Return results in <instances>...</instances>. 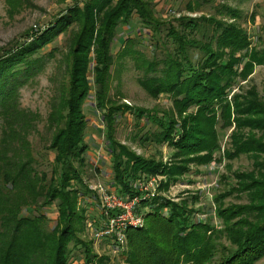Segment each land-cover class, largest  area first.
Wrapping results in <instances>:
<instances>
[{
	"label": "trees",
	"instance_id": "obj_1",
	"mask_svg": "<svg viewBox=\"0 0 264 264\" xmlns=\"http://www.w3.org/2000/svg\"><path fill=\"white\" fill-rule=\"evenodd\" d=\"M113 1L88 0L84 7H72L70 14L61 18V27L3 49L0 54V264H71L76 249L84 253V257L79 256L82 264H97V255L80 236L87 224L81 203L96 192L83 177L89 150L85 105L91 87L87 73L94 44L93 72L100 88L96 92L97 109L107 121L112 184L124 197H142L139 184L144 176H165L166 188L177 180L176 176L190 172L191 163L214 161L219 148L217 107L225 123L235 122L236 128L248 127L252 132L244 141L238 140L242 136L233 137L230 157L247 154L255 167L247 174L235 176L218 197L215 210L222 219L220 227L193 219L196 210L189 207V200L174 202L163 195L142 198L137 213L142 214L146 225L127 231L130 249L123 254L126 262L256 264L264 257V117L253 116L264 115V110L261 111L259 101L243 105L240 93H234L231 101L228 96L240 77L246 76L254 65L264 64L263 38L257 36L260 45L254 44L252 34L241 25L216 14L181 17L179 24L170 23L166 35L161 37L166 24L157 18L154 0ZM190 9L194 8L190 5ZM219 13L230 14L233 19L240 16L237 9L227 5ZM134 14L144 31L163 39L167 48L169 42L175 45L161 61V76L156 75L161 62L149 61L135 49L131 51L138 68L148 70L141 82L156 96L175 97L181 113L197 108L181 123L168 113L159 117L157 113L142 111L138 115L140 119L155 120L160 130L147 138L177 149L180 156H185L181 157L185 160L181 165H169L163 159L147 161L113 140L114 116L123 108L109 97V73L115 60L112 46L120 26L132 27ZM255 18L253 13L252 19ZM75 22L82 29L73 53L74 64L46 122L52 132L51 141L40 149L30 138L40 131L42 117L21 107L20 87L42 65L43 46ZM138 41V36L129 37L126 44L135 45ZM236 193L240 198L246 193L248 202L226 203ZM54 206L56 224L51 226L50 209ZM101 214V223L91 220L96 229H101L107 219L103 211ZM99 260L102 262L103 258Z\"/></svg>",
	"mask_w": 264,
	"mask_h": 264
},
{
	"label": "rangeland",
	"instance_id": "obj_2",
	"mask_svg": "<svg viewBox=\"0 0 264 264\" xmlns=\"http://www.w3.org/2000/svg\"><path fill=\"white\" fill-rule=\"evenodd\" d=\"M87 1L0 0V54L3 49L37 38L41 33L53 27H61L60 25L64 22L61 18L68 16L72 7H84ZM117 1L114 0L113 3L115 4ZM154 3L158 13L157 18L166 24L162 27L163 36L161 37L166 35V28L169 27V24L178 25L177 20L181 17H201L202 15L216 14L219 18L226 17V20L235 21L241 25L252 34L254 44L260 45L257 42V36H261L264 43V0H154ZM190 5L194 8L193 10L190 9ZM223 5L237 9L240 16L233 19L230 14H218V10L221 11ZM253 13H256L254 20L252 19ZM133 17L132 27L129 25L119 27L117 40L112 46L115 60L109 73V97L116 105L123 108L122 112L116 113L114 116L113 140L147 161L163 159L169 165H181L185 161L182 159L185 156H180L177 149L166 143L160 144L147 138L148 135L160 130L155 120L140 119L138 115L142 111L157 113L159 117L168 113L172 114L178 123H181L187 116L196 113L197 108L191 107L181 113V106L175 102V97L166 94L156 96L141 82L148 70L138 68L136 58L131 51L135 49L134 51L141 52L149 61H157L159 64L170 51L175 49V45L169 42L170 46L167 48L163 39L159 40L157 36H152L151 31L143 30V25L136 14ZM66 27L65 31L57 32V36L43 46L41 51L42 65L35 75L20 87L19 91L21 107L32 113H38L42 117L39 124L40 131L30 138L35 146L40 149L51 141L52 132L46 122L53 105L69 81V72L74 64L73 53L77 49L78 34L82 29L78 22L70 23ZM136 36L139 37V41L135 45L126 44L129 37L135 39ZM196 36L200 38V36ZM91 49L92 58L87 73L91 90L85 105L88 120L86 140L89 144V150L87 163L83 168V177L85 183L94 192L99 184L117 192L112 184L113 159L108 148L107 121L97 109L96 92L100 88L95 83L96 75L93 72L96 65L94 60L95 44L92 45ZM195 53L198 51H194ZM163 67L164 64L161 62L158 65L159 71L156 72V75H162ZM247 73L246 76L239 78L233 92L228 96L229 100H233L234 93H240L243 105H249L251 101H259L262 111L264 110V64L254 65ZM149 76H152V73H149ZM217 111L219 113L217 120L219 148L214 154V161L208 164L191 163V171L176 176L177 180L171 182L166 188H163V183L166 180L163 175L159 174L147 177V179L156 178L158 195H163L174 202L189 200V207L196 210L193 215V219L196 221H210L213 226L220 227L222 219L215 210L218 207V197L226 190L229 181L231 183L235 176L249 173L255 165L254 160L247 154L236 157L229 155L233 149V137L242 136L241 139H238L241 141L250 138L252 136L250 128H236L235 122L225 123L220 115L221 109L219 107H217ZM253 117L262 118L264 115L256 114ZM95 194H90L87 200L81 203V208H85L87 224L80 236L89 243L93 253L97 255L94 260L97 264H129L123 256L130 249L127 233L123 244L108 238L103 240L94 238V229L96 228L91 220L95 218L101 223L102 216L100 195L96 194L98 196L95 197ZM247 202L246 193L241 194V198L236 193L226 199L228 204ZM50 211H52L51 216L53 218L50 225L54 226L57 216L56 206L52 207ZM137 214L142 217L141 227H144L146 225L145 219L142 214ZM225 242L229 243L227 239ZM74 255L75 259L72 260L71 264L84 263L83 260H80L81 258L79 259L80 255L84 257L81 250L76 249ZM218 256L217 254L216 258ZM100 258H103L102 262H98ZM256 264H264V257Z\"/></svg>",
	"mask_w": 264,
	"mask_h": 264
},
{
	"label": "built area",
	"instance_id": "obj_3",
	"mask_svg": "<svg viewBox=\"0 0 264 264\" xmlns=\"http://www.w3.org/2000/svg\"><path fill=\"white\" fill-rule=\"evenodd\" d=\"M156 184V178L144 177L139 184L142 197H124L99 184L96 192L100 195L101 209L107 219L101 229H94V238L98 240L108 238L123 244L129 228L142 226V217L137 214V207L142 198L149 199L158 195Z\"/></svg>",
	"mask_w": 264,
	"mask_h": 264
}]
</instances>
